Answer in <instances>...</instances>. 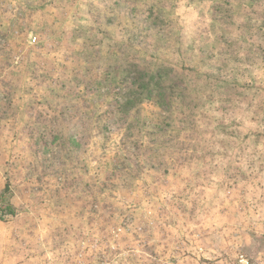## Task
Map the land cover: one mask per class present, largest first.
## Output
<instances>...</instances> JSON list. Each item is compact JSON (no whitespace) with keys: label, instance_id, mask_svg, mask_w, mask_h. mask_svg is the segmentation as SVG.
I'll return each mask as SVG.
<instances>
[{"label":"rangeland","instance_id":"obj_1","mask_svg":"<svg viewBox=\"0 0 264 264\" xmlns=\"http://www.w3.org/2000/svg\"><path fill=\"white\" fill-rule=\"evenodd\" d=\"M242 261L264 0H0V264Z\"/></svg>","mask_w":264,"mask_h":264},{"label":"built area","instance_id":"obj_2","mask_svg":"<svg viewBox=\"0 0 264 264\" xmlns=\"http://www.w3.org/2000/svg\"><path fill=\"white\" fill-rule=\"evenodd\" d=\"M246 262L245 261H242V264H245ZM246 264H248V263H246Z\"/></svg>","mask_w":264,"mask_h":264}]
</instances>
